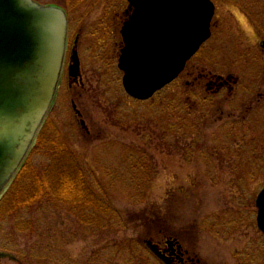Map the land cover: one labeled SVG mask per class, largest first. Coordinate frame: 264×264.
<instances>
[{"label": "rangeland", "instance_id": "1", "mask_svg": "<svg viewBox=\"0 0 264 264\" xmlns=\"http://www.w3.org/2000/svg\"><path fill=\"white\" fill-rule=\"evenodd\" d=\"M35 1L66 11L81 80L69 83L64 71L0 199V264H165L148 242L166 240L198 264H264L255 204L264 187V0H212L210 38L143 101L125 92L118 67L127 0ZM214 75L238 82L215 92L206 86ZM61 158L81 173L89 193L80 203L44 184Z\"/></svg>", "mask_w": 264, "mask_h": 264}, {"label": "water", "instance_id": "2", "mask_svg": "<svg viewBox=\"0 0 264 264\" xmlns=\"http://www.w3.org/2000/svg\"><path fill=\"white\" fill-rule=\"evenodd\" d=\"M127 1L131 13L120 30L118 67L125 92L147 100L172 82L210 37L214 5L210 0ZM67 28L60 7L0 0V198L28 156L55 98ZM77 70L74 57L70 72L74 76ZM255 204L256 223L264 234V187Z\"/></svg>", "mask_w": 264, "mask_h": 264}, {"label": "flooded vegetation", "instance_id": "3", "mask_svg": "<svg viewBox=\"0 0 264 264\" xmlns=\"http://www.w3.org/2000/svg\"><path fill=\"white\" fill-rule=\"evenodd\" d=\"M128 11H124L125 19L128 15ZM124 19V20H125ZM77 42L78 39L74 38L72 40V44L69 46V28H68V36H67V43H66V52L64 57V63H63V70L61 74V79L63 76L64 71H66L68 75V81L69 83L74 81H80V56L77 51ZM261 47L264 48V41H261ZM74 57L77 58L78 61V70L76 72V75L71 74V66L74 64ZM61 82V80H60ZM238 78L227 76L223 78V76L214 75L207 83V88L215 92H219L222 89H227V91L231 92L233 90V85L237 84ZM170 240L165 241V247H161L159 244H155L159 251L163 252L168 257V263L169 264H198V261H195V259L190 258L187 256V252L183 250L182 246L174 240L169 242ZM168 242V243H167Z\"/></svg>", "mask_w": 264, "mask_h": 264}, {"label": "trees", "instance_id": "4", "mask_svg": "<svg viewBox=\"0 0 264 264\" xmlns=\"http://www.w3.org/2000/svg\"><path fill=\"white\" fill-rule=\"evenodd\" d=\"M68 161L70 160L62 158L59 160H53L50 165H52V167L53 165H55L57 166V168L51 167L50 169L44 170L47 172V178L44 179V184L50 187L51 189L52 185L53 188L58 187L59 190L65 188L67 190L65 192L67 195L65 200L68 199V202L80 203V201L84 200V196H87L85 193L89 192H87V188H83L82 190H80V185H84L81 173H77L75 170L71 169L72 167L70 165H68L69 167L65 169V166L63 165H65V163ZM10 190H12V188H10L7 194H5L4 198L1 200L2 203L8 201V199L10 198V196H8L11 192ZM80 192L82 193V196L79 195Z\"/></svg>", "mask_w": 264, "mask_h": 264}]
</instances>
